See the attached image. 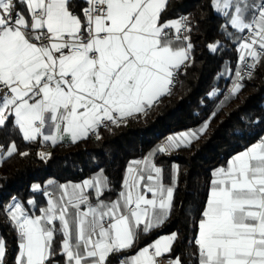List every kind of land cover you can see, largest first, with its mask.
Segmentation results:
<instances>
[{"label": "snow or ice", "instance_id": "6c2138e0", "mask_svg": "<svg viewBox=\"0 0 264 264\" xmlns=\"http://www.w3.org/2000/svg\"><path fill=\"white\" fill-rule=\"evenodd\" d=\"M166 6L167 0H0V130L11 125L25 142L42 137L55 146L65 136L73 143L90 133L99 140L101 127L145 112L169 93L194 48L188 19L162 20ZM208 6L237 53L227 69L235 77L229 93H208L224 104L242 90L245 73L264 65V0H209ZM222 46L206 45L212 53ZM46 112L56 135L42 134ZM208 126L170 135L155 152L131 161L115 199L106 198L112 189L103 169L80 182L33 185L45 206L13 197L4 211L17 235L14 264H110L111 255L133 249L174 207L178 169L165 185L155 154L190 147ZM0 153V159L28 155L14 140L0 144ZM212 175L194 241L197 264H264V138ZM177 239L175 232L159 236L121 264H184L171 255ZM5 255L0 239V264Z\"/></svg>", "mask_w": 264, "mask_h": 264}, {"label": "trees", "instance_id": "16d2710c", "mask_svg": "<svg viewBox=\"0 0 264 264\" xmlns=\"http://www.w3.org/2000/svg\"><path fill=\"white\" fill-rule=\"evenodd\" d=\"M209 0H169L162 20L185 15L192 27L191 42L194 48L186 67L175 76L170 93L164 95L145 112L133 114L118 125L101 127L96 135L73 143L59 142L51 147L50 158L41 159L37 153L39 143L25 142L19 132L9 125L0 130V144L7 146L14 140L19 152L6 157L0 166V236L6 243L4 264H14L17 255V235L4 209L13 197L22 202L30 197L38 207L45 199L31 187L55 179L81 181L103 169L110 178L112 189L106 198L114 199L122 189L126 167L132 159L146 155L158 140L167 133L194 128L210 117L206 133L170 154L155 155L156 163L163 166L164 181H171L172 164L179 166L178 183L174 192V207L168 221L160 228L142 235L135 247L113 254L110 264L122 256L136 252L158 236L176 232L172 256L180 255L184 264H197V247L194 243L198 222L208 199L213 171L225 165L229 158L264 136V65H257L251 76L243 80L242 90L217 110L220 100L208 93L223 92L232 80L220 74L229 63L235 67L237 53L233 44L221 35L222 20L209 6ZM221 41L222 47L212 53L207 44ZM226 108H231L226 111ZM61 237L56 236L58 247Z\"/></svg>", "mask_w": 264, "mask_h": 264}, {"label": "crops", "instance_id": "0c3cea01", "mask_svg": "<svg viewBox=\"0 0 264 264\" xmlns=\"http://www.w3.org/2000/svg\"><path fill=\"white\" fill-rule=\"evenodd\" d=\"M169 0H167V2H168ZM173 19H177V18H168V19H165L164 21H169V20H173ZM220 43H222L221 41H219ZM190 56H191V53H190ZM229 66H230V64L229 63H227L225 66H224V68H223V70H222V72H221V76L222 77H224L225 79H229L228 78V75H227V69L229 68ZM175 80V79H174ZM174 83V82H173ZM172 87H173V85L170 87V89H169V93H170V91H171V89H172ZM158 102V101H157ZM157 102H154V104H156ZM153 104V105H154ZM150 108V107H149ZM149 108H146V110L147 109H149ZM145 110V111H146ZM210 119H211V117H209L206 121H204L202 124H200V125H198V126H196V127H194V128H190V129H185V130H180V131H175V132H173V133H171V135H175V134H177V133H180V132H183V131H191V130H196V131H198L203 125H204V123L205 122H210ZM38 123V126H39V122H37ZM209 127V126H208ZM208 127H207V129H206V131L208 130ZM55 128H56V123L52 120V117H51V114L50 113H44L43 114V127H42V134L43 135H48V136H53V135H56V132H55ZM206 131L203 133V134H201L200 136H199V138L200 137H202L205 133H206ZM90 135V134H89ZM262 138H264V136L263 137H261V138H259L257 141H255L254 143H252V144H255V143H257V142H259ZM197 140V139H196ZM68 141H71L70 140V138H68L67 136H65L63 139H60L59 137H58V142L57 143H59V142H68ZM195 141V140H194ZM37 142L39 143V150L40 151H44L45 153H49V151L51 150V147L53 146L52 144H51V142H48V143H43L42 142V137H38L37 138ZM252 144H250L249 146H251ZM248 146V147H249ZM159 147V145H156V146H154L146 155H148L150 152H155V150L157 149ZM248 147H246L245 149H247ZM245 149H243L242 151H244ZM242 151H240V152H242ZM240 152H237V153H235L234 155H236V154H238V153H240ZM157 154V153H156ZM155 154V155H156ZM0 155H3V153H0ZM146 155H144V156H146ZM234 155H232L229 159H231ZM143 156V157H144ZM143 157H141V158H136V159H142ZM6 158V157H5ZM5 158H3V159H0V166L2 165V163H3V161H4V159ZM136 159H132L131 161H133V160H136ZM130 161V162H131ZM154 163L157 165V166H160V167H162V169H163V166L162 165H160V164H158V163H156V161H155V156H154ZM227 164V163H226ZM226 164L225 165H221V166H226ZM221 166H219V167H221ZM218 167V168H219ZM173 169H178V172H179V166H178V164L176 163V162H174L173 164H172V170ZM217 169V168H216ZM95 174V173H94ZM91 177V176H90ZM90 177H88V178H90ZM213 179V178H212ZM50 180H53L55 183H57V184H60V183H71V182H80V181H64V182H60V181H57V180H55V179H50ZM49 181V180H48ZM48 181H46V183L44 184V186L47 184V182ZM82 181V180H81ZM163 182H164V184L165 185H170V183H171V181L170 182H168V183H166L165 181H164V169H163ZM122 190V189H121ZM120 190V191H121ZM209 193H210V191H209ZM209 196V195H208ZM116 198V197H115ZM114 198V199H115ZM12 202V199H11V201H10V203ZM37 214H39L38 212H37ZM171 233H174V232H171ZM171 233H165V234H162V235H160V236H163V235H167V234H171ZM176 233V232H175ZM159 237V236H158ZM0 239H3L1 236H0ZM4 240V239H3ZM155 240V239H154ZM153 240V241H154ZM150 244V243H149ZM144 247V246H143ZM142 248V247H141ZM135 253V252H134ZM134 253H132V254H134ZM132 254H129V255H126V256H122L120 259H119V261L116 263V264H121V261L123 260V259H125V258H127V257H129V256H131Z\"/></svg>", "mask_w": 264, "mask_h": 264}, {"label": "built area", "instance_id": "2783aa9c", "mask_svg": "<svg viewBox=\"0 0 264 264\" xmlns=\"http://www.w3.org/2000/svg\"><path fill=\"white\" fill-rule=\"evenodd\" d=\"M180 17H186L185 15H182ZM178 17V18H180ZM253 71V70H252ZM252 73V72H251ZM249 77L247 73H245V78ZM175 82V80H174ZM174 84V83H173ZM231 89V87H228L226 88L223 92L228 94L229 93V90ZM222 99H224V97H222ZM231 108H226V111H229ZM108 125H111V123H109ZM90 135H94V134H91ZM171 135V133H167V134H164L159 140H158V144L159 146L161 145H164L167 141V138ZM174 150H171L170 152H167V153H164V154H170L171 152H173Z\"/></svg>", "mask_w": 264, "mask_h": 264}, {"label": "rangeland", "instance_id": "374dc122", "mask_svg": "<svg viewBox=\"0 0 264 264\" xmlns=\"http://www.w3.org/2000/svg\"><path fill=\"white\" fill-rule=\"evenodd\" d=\"M235 79V77H232V80H234ZM228 87H232V84L231 85H229ZM227 87V88H228ZM221 100H223L222 98H221ZM225 105V103L224 104H220V102H219V104H218V107H217V110L216 111H219V109H221L223 106ZM157 145H159L158 143H157ZM38 152H40V150L38 151ZM44 152V151H43Z\"/></svg>", "mask_w": 264, "mask_h": 264}]
</instances>
